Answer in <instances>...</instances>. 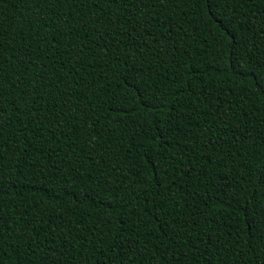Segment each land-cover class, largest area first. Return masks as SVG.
<instances>
[{
  "label": "trees",
  "instance_id": "trees-1",
  "mask_svg": "<svg viewBox=\"0 0 264 264\" xmlns=\"http://www.w3.org/2000/svg\"><path fill=\"white\" fill-rule=\"evenodd\" d=\"M0 264H264V0H0Z\"/></svg>",
  "mask_w": 264,
  "mask_h": 264
}]
</instances>
